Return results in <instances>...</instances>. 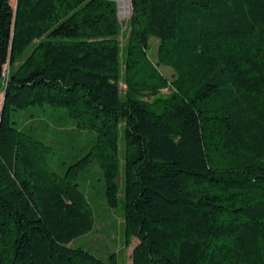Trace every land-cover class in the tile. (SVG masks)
Wrapping results in <instances>:
<instances>
[{
  "label": "trees",
  "instance_id": "trees-1",
  "mask_svg": "<svg viewBox=\"0 0 264 264\" xmlns=\"http://www.w3.org/2000/svg\"><path fill=\"white\" fill-rule=\"evenodd\" d=\"M131 1L124 94L116 2L0 0V264H119L74 246L94 164L133 264H264V0ZM47 108L96 134L65 173L15 118Z\"/></svg>",
  "mask_w": 264,
  "mask_h": 264
},
{
  "label": "rangeland",
  "instance_id": "rangeland-1",
  "mask_svg": "<svg viewBox=\"0 0 264 264\" xmlns=\"http://www.w3.org/2000/svg\"><path fill=\"white\" fill-rule=\"evenodd\" d=\"M118 4L119 19L122 24V69L123 81L121 83L122 92L127 91L125 82L126 72V42L129 37L130 21L133 14L131 0H112ZM16 6V0H14ZM150 58L156 63L158 61L159 41L153 40L149 51ZM162 72L169 79L172 78L173 71L170 68L162 67ZM168 90H164L162 94H168ZM0 92V107H3L4 98ZM48 112H43L39 109H30L15 113V118L20 126L25 127L32 123L34 119L36 124L40 126L39 130L35 131L43 141L52 145L55 149V154L50 159V165L59 173H65L72 164L84 157L95 144L96 134L83 132L75 127V121L67 115L66 110H60L55 116ZM34 116V117H33ZM45 120V121H42ZM122 153L125 152V140L121 138ZM121 182V181H120ZM82 189L87 194L96 195V211L98 216H103L100 219L97 232H93L87 236L81 237L74 242L75 247H84V249L92 251L102 259L109 258L117 254L119 264H133V252L139 244L138 240H134L131 247L126 244L125 226H124V208L122 203L118 210H110L105 199V177L103 171L98 165H92L90 170L82 175L80 180ZM121 187L124 189V183L121 182ZM124 198V194H122ZM106 217V218H105Z\"/></svg>",
  "mask_w": 264,
  "mask_h": 264
}]
</instances>
